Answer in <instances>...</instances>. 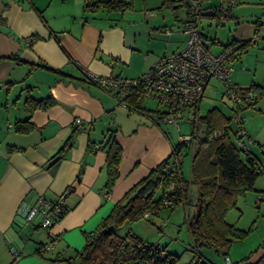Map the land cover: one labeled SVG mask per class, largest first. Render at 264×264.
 Listing matches in <instances>:
<instances>
[{
	"label": "crops",
	"instance_id": "0c3cea01",
	"mask_svg": "<svg viewBox=\"0 0 264 264\" xmlns=\"http://www.w3.org/2000/svg\"><path fill=\"white\" fill-rule=\"evenodd\" d=\"M85 1L0 0L4 18L0 21V264L12 263V250L18 253V264H71L66 260L81 249L85 234L99 225L133 184L170 155L178 141L173 126L159 119L156 105H144V94L140 109L122 104L113 86L87 80L86 71L118 80L140 76L160 56L184 46L187 34L181 30L189 19L187 7L182 5L185 15L177 17L175 10H182L177 9L181 6L159 8L162 0H130L129 8L112 11H83ZM212 7L200 6V10ZM199 31L212 47L219 46L218 51L230 40H247L238 35L221 43L216 35ZM31 34L39 38L29 44ZM249 46L230 59V80L236 86H241V57ZM40 62L60 73L36 65ZM48 93L56 102L32 112L33 128L27 133L14 131L12 123L27 115L25 96ZM75 118H80V125ZM108 129L114 130L122 157L119 176L106 192L102 146ZM245 129L253 140L250 153L258 160L261 174L255 182L257 191L245 194L242 202L238 198L242 216L236 222L248 207L253 211L249 220L254 221L255 207L264 201V162L257 153L264 124L245 125ZM63 146L52 161L50 157ZM39 198L63 201L66 212L50 230L23 219ZM259 238L264 239V234ZM236 243L228 248V261L223 257L222 264H264V242L248 253H242ZM41 245L50 246L45 256L36 253Z\"/></svg>",
	"mask_w": 264,
	"mask_h": 264
},
{
	"label": "trees",
	"instance_id": "16d2710c",
	"mask_svg": "<svg viewBox=\"0 0 264 264\" xmlns=\"http://www.w3.org/2000/svg\"><path fill=\"white\" fill-rule=\"evenodd\" d=\"M174 5L187 7L184 0H162L159 8L173 7ZM5 6L6 3H4L3 8ZM130 6V0H86L83 11H97L100 8L112 11L114 9H126ZM219 7L213 6L212 9L216 11L215 15L218 14L222 18L218 12ZM186 11L189 18L194 16L188 10ZM3 20L4 18L0 13V21ZM200 34L204 36L201 32ZM38 38L39 36L36 34L27 37L29 44ZM231 44H237L238 52L233 55L236 57L238 53L240 54L246 49L249 41L235 42L233 40L225 46ZM12 57L16 58L17 56L12 55ZM36 65L60 73L59 69L52 68L46 63L40 62ZM87 80L95 82L90 78ZM215 82L216 88L219 83ZM234 86L237 89H244L245 92L250 91L254 95L252 102L238 104L237 110L241 114L246 107H254L264 94V86L258 84H252L249 87H240L235 84ZM142 95L140 88L131 87L123 99V103L140 109ZM225 100L229 101L228 99ZM55 102L56 100L50 93L39 98L27 94L23 99V106L27 115L24 119L15 120L11 128L20 133L29 132L33 128L30 122L32 112L36 109H47ZM228 104L229 114H226L218 106L208 109L203 115L198 114L191 123L194 124L190 132L193 136V146H186L179 141L174 142L171 154L152 167L145 177L133 184L115 202L110 212L101 219L99 225L91 233L85 234V242L75 257L66 261L71 264H142L152 256L155 258V264H173L177 257L171 254L166 247H162L157 242L144 241L132 231L121 233L119 229L124 223L130 224L145 217V214H158L164 206L174 207L179 204L185 206L190 202L189 188L191 185L196 187L197 201L195 214L188 222V230L193 240L192 257L185 264H218L205 257L201 252L203 247L208 248L213 254L224 257L226 261L228 259L226 253L231 244L236 240L246 238L254 226L253 222L248 229H240L227 221V213L237 207L239 197L244 196L249 191H257L255 182L261 174L258 160L250 153V146L247 150L240 151L234 144L232 109L231 103ZM158 117L160 119L159 115ZM198 125L201 126L199 133L196 130ZM217 133L218 135H216ZM68 144L69 140L65 142L64 146ZM64 146L50 157L52 161L56 159L55 157L64 149ZM102 147L106 152L105 190L109 192L119 176L118 168L122 157V149L115 138L114 130L108 129L105 132ZM12 149L9 148V150ZM183 151H187L191 155L189 178H185L181 172ZM175 159L177 167L174 166ZM165 192H167L166 195ZM166 198L171 200L168 205L164 204ZM65 212L64 208L63 215ZM161 250L165 251L163 257L160 255ZM46 251V245H41L36 249V253L40 256H45Z\"/></svg>",
	"mask_w": 264,
	"mask_h": 264
},
{
	"label": "built area",
	"instance_id": "2783aa9c",
	"mask_svg": "<svg viewBox=\"0 0 264 264\" xmlns=\"http://www.w3.org/2000/svg\"><path fill=\"white\" fill-rule=\"evenodd\" d=\"M184 1L188 12L194 16L184 23L181 30L187 34L182 48L160 56L136 78L118 80L95 75L89 71H86V75L102 86H113L116 89V96L122 104H124L123 99L131 87L140 88L145 96L156 102V111L160 120L172 125L177 131L181 121L192 123V120L198 116L199 102L204 91L208 84L215 80L219 83L216 89L220 88V97L228 99L231 103L234 144L240 151L247 150L252 139L247 135L244 117L237 109L241 102H252L254 95L250 91L245 92L244 89L235 88L230 80L233 70L230 59L237 51V44H231L218 52H213L207 38L200 34L197 25L202 0ZM239 1L243 0H222L218 10L220 16H229L230 7ZM74 122L80 125V118H75ZM177 140L186 146H193V136L190 132L178 133ZM174 163V166L177 167L176 159ZM166 194L167 192H165ZM170 203L169 198L164 200L165 205ZM63 212L62 199L51 202L39 198L35 204L29 207L23 219L35 226L50 230L59 221ZM147 215L145 214V216ZM49 247V245L46 246V248ZM160 255L163 257L165 251L161 250ZM12 256L11 264H18V253L12 250ZM142 264H155V258L151 256Z\"/></svg>",
	"mask_w": 264,
	"mask_h": 264
},
{
	"label": "rangeland",
	"instance_id": "374dc122",
	"mask_svg": "<svg viewBox=\"0 0 264 264\" xmlns=\"http://www.w3.org/2000/svg\"><path fill=\"white\" fill-rule=\"evenodd\" d=\"M220 3L221 0H202L201 8L211 5L219 7ZM177 9H182L175 10L177 17H183L185 15L183 7L181 6ZM231 9L232 17L220 18L218 14L214 16H200L197 25L208 37L216 35L221 43L226 42V39L236 38L238 35L247 39L250 46L248 51L241 57L244 70L240 72L242 76L240 79L241 82H239L241 83L240 87H249L252 84L264 86V0L239 1ZM168 13L174 15V12L171 10H168ZM253 36H256L255 40H253ZM207 41L210 47H212L209 38H207ZM218 49L219 46L216 45L211 50L217 52ZM214 84L216 82L211 81L204 91L203 97L199 102V115L205 114L208 109L215 106L220 107L226 114H229L228 103L230 102L220 98V88L216 89ZM143 101L147 107L156 105V102L147 96H144ZM242 115L244 117V125L248 127L250 125L254 126L258 122L264 124V94H262L254 107H246L243 109ZM193 127L194 124L192 125L191 123L181 121L178 131L174 127L170 128L176 140L178 133H189ZM196 130L199 133L201 126L198 125ZM261 134H264V130L261 131ZM261 137L258 140L261 147L257 153L260 155L262 162H264V136ZM256 146L258 145L256 144ZM190 159L191 155L187 151H183V155L181 156V172L185 178L189 177ZM249 192L246 194H249ZM189 200L190 202L185 206L183 204L175 205L174 207L164 206L156 215L148 214L130 224L124 223L119 230L121 233L132 231L143 239H147L150 242H157L177 257L173 264H185L192 257L191 247L193 240L188 230V222L192 219L196 211L197 190L194 185H191L189 188ZM242 200L243 196L241 197V202ZM239 208L238 205V207L230 210L227 221L235 223L242 216ZM255 210L254 214H258L254 221L252 220L250 222L249 220V217L253 215L251 213L253 211L248 207L245 209V213L240 219V222L235 223L238 227L242 226L244 229H248L254 222L253 230L246 238L236 240L235 247L237 248L238 246L242 253L253 251L257 244L264 240L259 238L261 234H264V201H262L260 208L255 207ZM162 222L164 223L162 224ZM249 223L251 224L249 225ZM201 252L207 259L213 260L218 264H222L224 261L222 256L211 253L208 248L203 247Z\"/></svg>",
	"mask_w": 264,
	"mask_h": 264
},
{
	"label": "water",
	"instance_id": "95a60500",
	"mask_svg": "<svg viewBox=\"0 0 264 264\" xmlns=\"http://www.w3.org/2000/svg\"><path fill=\"white\" fill-rule=\"evenodd\" d=\"M200 13L204 14V15H215L216 11H214V10H206V11H202Z\"/></svg>",
	"mask_w": 264,
	"mask_h": 264
}]
</instances>
